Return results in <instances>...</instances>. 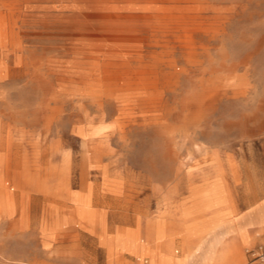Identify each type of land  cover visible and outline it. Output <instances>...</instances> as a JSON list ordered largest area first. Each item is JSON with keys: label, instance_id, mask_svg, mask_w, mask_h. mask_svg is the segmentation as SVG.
Returning a JSON list of instances; mask_svg holds the SVG:
<instances>
[{"label": "rangeland", "instance_id": "374dc122", "mask_svg": "<svg viewBox=\"0 0 264 264\" xmlns=\"http://www.w3.org/2000/svg\"><path fill=\"white\" fill-rule=\"evenodd\" d=\"M0 208V264H257L264 0H0Z\"/></svg>", "mask_w": 264, "mask_h": 264}, {"label": "crops", "instance_id": "0c3cea01", "mask_svg": "<svg viewBox=\"0 0 264 264\" xmlns=\"http://www.w3.org/2000/svg\"><path fill=\"white\" fill-rule=\"evenodd\" d=\"M258 217H259V213H256L255 211H253V212L249 213L246 218H244V217L239 218L238 217L237 220H238V223H240V224H244V223L246 224L250 219L256 220ZM249 230H250L251 234L255 235V237H254L252 243L250 244V246H253L254 244H257L259 242H264V228L261 230V228L258 227V226H251V228ZM234 248L239 249V247L235 245V246L231 247V250L234 249ZM243 248L244 247H241V255L243 257V261H242L241 264H243L244 261H245V258H244L243 254H242ZM193 249L194 248H191V250H193ZM178 260H182V258L178 259ZM185 264H189V263L186 262Z\"/></svg>", "mask_w": 264, "mask_h": 264}, {"label": "built area", "instance_id": "2783aa9c", "mask_svg": "<svg viewBox=\"0 0 264 264\" xmlns=\"http://www.w3.org/2000/svg\"><path fill=\"white\" fill-rule=\"evenodd\" d=\"M253 260L257 264H264V244L258 246L255 250V253H252Z\"/></svg>", "mask_w": 264, "mask_h": 264}, {"label": "bare ground", "instance_id": "6f19581e", "mask_svg": "<svg viewBox=\"0 0 264 264\" xmlns=\"http://www.w3.org/2000/svg\"><path fill=\"white\" fill-rule=\"evenodd\" d=\"M0 211L2 212V209L1 208H0ZM226 257H227L226 254L223 252L221 254L220 261H219L218 264H221L226 259Z\"/></svg>", "mask_w": 264, "mask_h": 264}]
</instances>
